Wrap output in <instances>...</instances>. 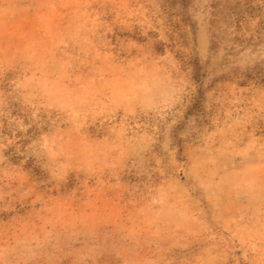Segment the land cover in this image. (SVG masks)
<instances>
[{"label": "rangeland", "instance_id": "rangeland-1", "mask_svg": "<svg viewBox=\"0 0 264 264\" xmlns=\"http://www.w3.org/2000/svg\"><path fill=\"white\" fill-rule=\"evenodd\" d=\"M0 264H264V0H0Z\"/></svg>", "mask_w": 264, "mask_h": 264}, {"label": "trees", "instance_id": "trees-1", "mask_svg": "<svg viewBox=\"0 0 264 264\" xmlns=\"http://www.w3.org/2000/svg\"><path fill=\"white\" fill-rule=\"evenodd\" d=\"M196 105H200V106H201V102H200V101H198Z\"/></svg>", "mask_w": 264, "mask_h": 264}]
</instances>
